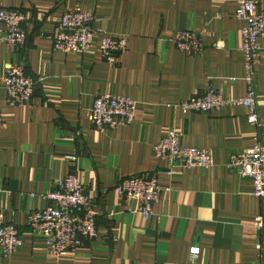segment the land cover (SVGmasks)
<instances>
[{
    "label": "crops",
    "instance_id": "0c3cea01",
    "mask_svg": "<svg viewBox=\"0 0 264 264\" xmlns=\"http://www.w3.org/2000/svg\"><path fill=\"white\" fill-rule=\"evenodd\" d=\"M0 8L27 14L29 32L25 48L15 51L3 41L7 27L0 22V211L23 240L12 255L0 251V264H264V229L254 226L264 217V200L253 195L252 180L228 168L233 153L256 140L264 144V54L256 68L258 125L244 106L211 114L179 108L209 88L246 95L238 0H0ZM75 9L92 14L111 37L127 38L116 65L97 47L84 55L53 49L52 26ZM256 11L264 12V0ZM183 31L201 35V53L175 47ZM260 45L264 50V38ZM13 64L36 83L29 106L7 103L3 79ZM106 94L137 102L132 126L95 130L91 110ZM173 130L185 147L211 150L214 165L188 169L157 158L155 145ZM70 174L95 204L99 239L58 258L32 235L28 218L48 208L46 194ZM154 175L171 190L147 220L117 186Z\"/></svg>",
    "mask_w": 264,
    "mask_h": 264
},
{
    "label": "built area",
    "instance_id": "2783aa9c",
    "mask_svg": "<svg viewBox=\"0 0 264 264\" xmlns=\"http://www.w3.org/2000/svg\"><path fill=\"white\" fill-rule=\"evenodd\" d=\"M236 17L243 22L242 52L246 63L245 82L247 93L242 98L226 97L212 88L202 95L195 96L179 104L184 113L211 114L226 107L244 106L249 109V122L259 124L256 68L258 59L264 54L260 40L264 38V12L258 13L257 0H238ZM0 22L7 29L3 41L13 50L24 49L29 32L25 28L28 16L20 10L0 8ZM95 17L81 9L67 12L61 21L52 26L53 49L63 54H87L97 47L102 57L111 65H116L119 56L128 49L125 36L111 37L104 30L95 27ZM99 44L96 45V38ZM175 47L183 52L199 54L205 48L201 35L183 31L173 40ZM4 91L10 106L25 107L32 103L35 94V81L27 74L24 66L13 64L6 70ZM138 104L125 96L106 94L97 97L91 110L92 125L95 130L104 132L132 126L137 115ZM4 121L0 115V127ZM157 158L170 165L183 168H210L214 165L211 150L185 147L181 134L171 131L154 147ZM71 160L75 161L73 157ZM228 168L241 178L252 180L253 195L264 200V144L256 140L254 146L245 151L233 153ZM154 176H132L122 180L117 186L120 196L136 204V212L145 219L155 216L154 207L161 201L166 191ZM50 202L48 208L29 215L28 226L36 238H42L53 256L63 258L83 248L86 244L98 241V216L95 204L87 193L85 185L75 174L62 178L56 189L45 196ZM254 226L263 231L264 217L259 216ZM23 246L21 231L7 221L0 211V251L3 256L16 253ZM261 249V245H259ZM200 249H191L192 257H197Z\"/></svg>",
    "mask_w": 264,
    "mask_h": 264
}]
</instances>
